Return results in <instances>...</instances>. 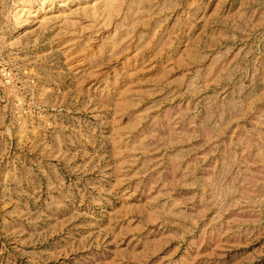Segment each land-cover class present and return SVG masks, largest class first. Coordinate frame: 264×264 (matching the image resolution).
Returning a JSON list of instances; mask_svg holds the SVG:
<instances>
[{"label": "rangeland", "instance_id": "1", "mask_svg": "<svg viewBox=\"0 0 264 264\" xmlns=\"http://www.w3.org/2000/svg\"><path fill=\"white\" fill-rule=\"evenodd\" d=\"M0 264H264V0H0Z\"/></svg>", "mask_w": 264, "mask_h": 264}]
</instances>
